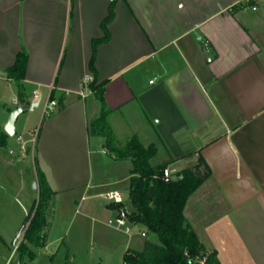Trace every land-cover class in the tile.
I'll use <instances>...</instances> for the list:
<instances>
[{
	"label": "crops",
	"instance_id": "crops-1",
	"mask_svg": "<svg viewBox=\"0 0 264 264\" xmlns=\"http://www.w3.org/2000/svg\"><path fill=\"white\" fill-rule=\"evenodd\" d=\"M111 1L0 0V134L7 137L0 161L13 146L19 119L21 125L43 119L39 133L27 130L29 139L19 142L27 148L25 155L21 149L25 161L33 155V168L24 169L18 158L17 164L12 158L4 164L8 175L20 170L13 197L22 205L33 207L39 196L33 186L38 185L37 167L55 191L47 244L39 248L48 247L50 230L62 213L74 219L81 210L88 217L101 208L108 224L126 219L125 227L114 228L117 233L130 235L132 227H143L117 204L95 201L111 190L124 197L133 169L130 160L108 152L104 137L91 132L90 122L101 106L93 94H80L85 77L94 76L93 42L104 37L102 22ZM242 4L118 0L110 40L98 45L95 68L98 82H105L115 146L126 148L134 136L144 146L155 144L154 163L175 160L168 166L175 174L203 159L211 176L186 203L188 224L208 252H217L221 264H264V3L250 27L245 12L252 8ZM21 51L29 56L25 104L7 72ZM53 91L58 106L46 116ZM23 105L28 109L9 136L5 126ZM79 158L87 164H79ZM83 170L88 178L72 180L71 174ZM125 204L124 199L131 213ZM147 241L141 250H127L143 251Z\"/></svg>",
	"mask_w": 264,
	"mask_h": 264
},
{
	"label": "trees",
	"instance_id": "trees-1",
	"mask_svg": "<svg viewBox=\"0 0 264 264\" xmlns=\"http://www.w3.org/2000/svg\"><path fill=\"white\" fill-rule=\"evenodd\" d=\"M118 0H112L109 13L102 22L104 37L93 42V56L90 68L93 78L89 88L99 101L101 109L97 118L90 122L91 132L106 139L105 148L116 159H128L133 164L129 181L128 197L132 212L127 213L124 203L117 204L121 213L131 222L143 226L151 237L143 251L129 249L124 254L123 264H200L206 258V264H221L216 251L208 252L190 227L185 216V206L189 197L211 176V170L203 159L176 174L170 183L162 180L164 169L175 160L154 163L158 149L155 144L144 146L134 136L127 147L120 150L115 146V135L108 125L110 110L105 101V82L96 78V51L99 44L110 40L109 25L115 19V6ZM251 6L250 3H246ZM29 56L26 51L18 53L15 64L7 70L11 79L17 82L19 99L26 103L23 81L26 78ZM53 91L50 99L56 100ZM6 135L0 134V147L6 145ZM39 196L28 215L25 227L21 230L23 237L18 251L35 258L30 247H45L46 229L49 226V210L55 191L51 188L46 174L37 167ZM155 238V240H154Z\"/></svg>",
	"mask_w": 264,
	"mask_h": 264
},
{
	"label": "rangeland",
	"instance_id": "rangeland-1",
	"mask_svg": "<svg viewBox=\"0 0 264 264\" xmlns=\"http://www.w3.org/2000/svg\"><path fill=\"white\" fill-rule=\"evenodd\" d=\"M243 3L244 5L241 6L247 8L246 2ZM259 6L262 7L263 4L261 3ZM245 13L248 19L246 20L248 27L252 26L254 17L261 15L260 12L252 11V9L247 10ZM21 121L22 119L17 121V133L13 137V146H9V149H6L7 152L4 151V156L0 161V264H123L124 254L128 248L141 250L143 242L151 239L150 235L143 237L142 232L147 234V231L143 227H132L130 235L117 233L114 229L116 226L109 225L108 217H104L105 210L99 208L100 212L98 214L88 217L86 212L81 210L74 219H72L73 217L67 218L62 213L56 218L50 230L48 247L32 248L35 258L31 259L29 255H23L21 260V253L17 248L23 237H20L19 233L25 227L26 220L33 207L22 205L17 201V197L14 199L13 196H17V171L19 174L20 170L16 169L14 174L8 175L4 169V164L6 159L10 158L16 159L17 164L18 158L23 161L20 163L24 169L26 166L32 169L33 155L30 153L25 161L21 151L23 144L19 143L18 137L21 136L22 142L25 143L29 139L26 135L27 130H36L39 133L40 129L45 127L42 126L43 119L39 124H36L32 118L26 120L23 125L20 124ZM21 126L24 128V132L20 130ZM10 150L16 155H11ZM18 154L20 156H17ZM78 163L87 164V160L86 158H79ZM28 167L26 168L29 170ZM83 171L71 174L72 180H75V178L79 180L88 178V171ZM8 176L12 177L9 181ZM12 184L13 186H11ZM59 199L62 200L63 196H60ZM124 199L125 205L132 209L127 192L124 193ZM95 201L106 203L104 198ZM112 220L114 221V218ZM128 240L129 245L127 244Z\"/></svg>",
	"mask_w": 264,
	"mask_h": 264
},
{
	"label": "built area",
	"instance_id": "built-area-1",
	"mask_svg": "<svg viewBox=\"0 0 264 264\" xmlns=\"http://www.w3.org/2000/svg\"><path fill=\"white\" fill-rule=\"evenodd\" d=\"M243 2H246V3H250L251 4V8L252 10L256 11L258 10L259 8V4L263 3L264 0H243ZM207 46V44H206ZM92 80V77L91 76H87L85 77L84 79V89L81 91V95L84 97V96H87L88 94H93L92 91L90 90L89 88V84ZM154 81H151V83H153ZM87 93V94H86ZM57 106H58V102L57 100H51L49 99L46 104H45V107H44V114L46 116H50L52 115L55 110L57 109ZM22 137L19 136L18 137V141L19 142H22ZM22 151L24 152V155L26 154L27 152V148L25 145H22L21 147ZM176 174L171 171V169L169 167H167L166 169H164L163 171V175H162V180L165 182V183H170L172 182L173 180L176 179ZM102 198H104L107 202L109 203H114V204H121V203H124V197H123V194L118 191V190H111V191H107L105 193H103L102 195ZM109 224L110 225H115L117 227H125L126 224H127V221L124 217H119L117 219H115L114 221L113 220H110L109 221ZM127 232H130V229L127 228L126 229ZM143 236L146 235V233H143L142 234ZM200 264H206V258H204Z\"/></svg>",
	"mask_w": 264,
	"mask_h": 264
},
{
	"label": "water",
	"instance_id": "water-1",
	"mask_svg": "<svg viewBox=\"0 0 264 264\" xmlns=\"http://www.w3.org/2000/svg\"><path fill=\"white\" fill-rule=\"evenodd\" d=\"M39 105V101L36 102V103H33L31 106H30V109L33 110L35 107H37ZM28 109V106L27 105H23L21 107H19L17 110H15L9 120H8V123L7 125L5 126V132L9 135V136H14L15 135V122L17 121V118L18 116L23 113L25 110ZM34 187L37 188L38 185L37 183H34Z\"/></svg>",
	"mask_w": 264,
	"mask_h": 264
}]
</instances>
